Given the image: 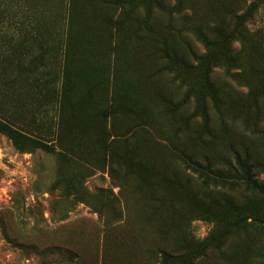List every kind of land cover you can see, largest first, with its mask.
<instances>
[{"label": "trees", "instance_id": "16d2710c", "mask_svg": "<svg viewBox=\"0 0 264 264\" xmlns=\"http://www.w3.org/2000/svg\"><path fill=\"white\" fill-rule=\"evenodd\" d=\"M262 1L240 8L215 3L210 12L201 0H84L94 13L91 21L85 28L71 22L66 28L64 73L51 83L58 111L83 108L94 118V141L114 185L132 187L142 178L149 184L151 212L141 229L153 235L145 249L147 264H190L207 249L222 252L214 231L195 239L194 219L223 233L245 223L264 225V212L249 214L247 205L253 203L233 194L243 190L254 203L264 200V179L257 178L254 157L240 139L260 132L264 115V42H255L247 28ZM16 32L0 28V36L10 42L21 38L26 49L36 39L30 30ZM110 57L115 64H109ZM138 63L139 82L154 87L145 94L130 80ZM98 64L107 73L112 69L98 89L93 78L86 77L81 87L70 74L78 68L90 72ZM251 113L252 123H245L242 115ZM119 116L123 127H115ZM146 128L159 133L160 151L175 170L152 168L146 160L140 150ZM0 133L20 150L62 154L17 128L13 118L0 117ZM257 264H264L263 253Z\"/></svg>", "mask_w": 264, "mask_h": 264}, {"label": "rangeland", "instance_id": "374dc122", "mask_svg": "<svg viewBox=\"0 0 264 264\" xmlns=\"http://www.w3.org/2000/svg\"><path fill=\"white\" fill-rule=\"evenodd\" d=\"M201 1L211 12L215 3L240 8L254 0ZM93 14L84 0L74 5L70 0H0V28L5 33L30 30L36 35L27 49L17 35L15 42L0 36V117L13 118L27 135L62 152L57 156L40 149L20 150L0 133V264H147L145 249L151 246L153 235L141 229L151 212L149 184L144 178L132 187L111 182L108 165L94 141V118L77 107L60 114L59 96L51 85L64 73L67 26L71 22L85 28ZM247 28L255 42H264V1ZM31 47L32 51H25ZM143 55L141 48L136 54L138 62ZM108 61L115 64L113 57ZM41 64L45 70L40 69ZM88 72L78 68L70 74H76L81 87L86 77L93 78L97 89L101 78L112 76V69L107 73L102 64ZM141 73L138 63L130 80L145 94L154 87L139 82ZM254 116L242 115L249 124ZM121 120L119 116L115 127H123ZM240 131L241 126L237 133ZM240 139L249 146L254 171L263 180L264 115L260 132ZM160 142L159 133L146 128L140 150L152 168L173 171V164L160 151ZM233 194L244 204L247 200L253 203L247 205L249 214L264 212L263 199L254 203V197L243 190ZM212 228L213 224L200 218L191 223L196 240L214 231L220 235L218 248L224 250L214 253L216 250L207 249L190 264H257L264 254V225L245 223L229 233Z\"/></svg>", "mask_w": 264, "mask_h": 264}]
</instances>
